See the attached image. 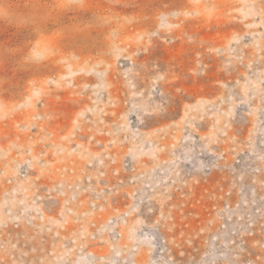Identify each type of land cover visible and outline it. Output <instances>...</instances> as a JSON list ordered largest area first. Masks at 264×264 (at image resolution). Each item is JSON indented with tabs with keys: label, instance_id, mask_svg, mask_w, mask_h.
<instances>
[{
	"label": "rangeland",
	"instance_id": "rangeland-1",
	"mask_svg": "<svg viewBox=\"0 0 264 264\" xmlns=\"http://www.w3.org/2000/svg\"><path fill=\"white\" fill-rule=\"evenodd\" d=\"M0 264H264V0H0Z\"/></svg>",
	"mask_w": 264,
	"mask_h": 264
},
{
	"label": "built area",
	"instance_id": "built-area-1",
	"mask_svg": "<svg viewBox=\"0 0 264 264\" xmlns=\"http://www.w3.org/2000/svg\"><path fill=\"white\" fill-rule=\"evenodd\" d=\"M31 162V160H29L28 161V164ZM28 167V166H27ZM23 171H24V177H27L28 176V174H29V170H26L25 168L23 169ZM37 202V201H36ZM32 218H35V219H44V215L42 214V212L38 215V217L37 216H35V217H32ZM78 251H81V252H83V251H86V249H84V248H80V249H78Z\"/></svg>",
	"mask_w": 264,
	"mask_h": 264
},
{
	"label": "snow or ice",
	"instance_id": "snow-or-ice-1",
	"mask_svg": "<svg viewBox=\"0 0 264 264\" xmlns=\"http://www.w3.org/2000/svg\"><path fill=\"white\" fill-rule=\"evenodd\" d=\"M217 193H210L209 195H210V197L212 196V195H216ZM219 198V197H218Z\"/></svg>",
	"mask_w": 264,
	"mask_h": 264
}]
</instances>
